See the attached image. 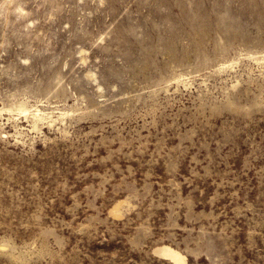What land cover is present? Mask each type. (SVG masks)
<instances>
[{"label":"rangeland","instance_id":"1","mask_svg":"<svg viewBox=\"0 0 264 264\" xmlns=\"http://www.w3.org/2000/svg\"><path fill=\"white\" fill-rule=\"evenodd\" d=\"M251 52L264 0H0V108L71 113L0 111V264H264Z\"/></svg>","mask_w":264,"mask_h":264},{"label":"bare ground","instance_id":"2","mask_svg":"<svg viewBox=\"0 0 264 264\" xmlns=\"http://www.w3.org/2000/svg\"><path fill=\"white\" fill-rule=\"evenodd\" d=\"M246 55L249 58L256 60V61L264 57V55L262 56L254 55L252 52ZM233 63H234V60H232L228 64L227 63L221 64L218 69H223L225 67L232 66ZM173 78L176 80L177 83H179L181 81H184L186 76H184L183 73H178ZM47 104L45 105L42 101L39 102V100H36L34 103H29V101L26 99H19L15 101L11 106H8L7 109L5 107H1L0 111L7 110L10 113V115H12V112L14 111L17 114H23V116L30 122L32 129L40 128V125L43 123L52 124L59 119L63 120L65 116H67L68 114H71L69 110H62L59 107H54V109L57 110V111H54V109L50 108ZM15 128H16V133L18 135L22 134L21 128L18 127V124H15ZM120 204H121V201H117L111 209L112 213L116 216L120 215V211H119ZM154 252L168 259L173 264H185L186 263L185 255L182 254L177 248L169 244H161L157 246L154 249Z\"/></svg>","mask_w":264,"mask_h":264}]
</instances>
